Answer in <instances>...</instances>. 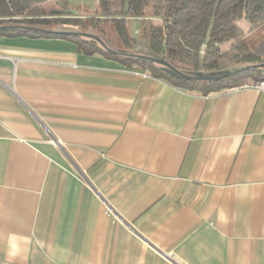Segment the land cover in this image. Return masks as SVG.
<instances>
[{"label":"crops","instance_id":"1","mask_svg":"<svg viewBox=\"0 0 264 264\" xmlns=\"http://www.w3.org/2000/svg\"><path fill=\"white\" fill-rule=\"evenodd\" d=\"M142 73L0 38V264H264V92Z\"/></svg>","mask_w":264,"mask_h":264},{"label":"trees","instance_id":"2","mask_svg":"<svg viewBox=\"0 0 264 264\" xmlns=\"http://www.w3.org/2000/svg\"><path fill=\"white\" fill-rule=\"evenodd\" d=\"M53 0H0V38L30 36L71 39L86 55L99 53L108 60L149 73L154 79L174 87L204 95L236 89L246 83L264 82V67L248 70L221 82H186L174 80L154 65L111 55L78 38L41 35L20 27L49 29L54 26L86 27L117 37L130 49L138 39L174 68L182 71H218L233 65L264 64V41L251 49L245 32L237 24L245 20L252 27L264 24V0H98L100 10L90 17L53 13L43 6ZM59 7L65 4L56 0ZM130 19L137 21V38L128 31ZM103 25V27H100ZM228 44V47H222Z\"/></svg>","mask_w":264,"mask_h":264},{"label":"water","instance_id":"3","mask_svg":"<svg viewBox=\"0 0 264 264\" xmlns=\"http://www.w3.org/2000/svg\"><path fill=\"white\" fill-rule=\"evenodd\" d=\"M61 10L53 12L54 14H72L76 15L77 12L71 10L64 5L60 4ZM64 28V29H63ZM66 28V29H65ZM22 30H26L28 32L34 34H41V35H60L69 38H78L81 40H85L90 42L91 44L98 47L100 50L107 52L114 56L130 58L136 61L145 62L151 65H154L158 69L162 70L167 76L174 80L186 81V82H208V83H215L221 82L224 79L230 78L234 75L240 74L249 68H262L264 64H253V65H244L238 67H231L224 70L218 71H196V72H189V71H182L174 68L170 65L167 61H165L160 56L153 53L147 43L142 40V42H135V44L126 50L115 49L112 47L111 43L108 39H106L103 35L101 37L97 35H93L90 33L83 32L82 30H75L76 28L63 25L58 26L57 28L53 29H43V28H31V27H20ZM71 29V30H69ZM140 44V45H139Z\"/></svg>","mask_w":264,"mask_h":264},{"label":"rangeland","instance_id":"4","mask_svg":"<svg viewBox=\"0 0 264 264\" xmlns=\"http://www.w3.org/2000/svg\"><path fill=\"white\" fill-rule=\"evenodd\" d=\"M65 4V7L74 10L77 12V14L79 16H82V18L84 17H90L93 15L95 10H100V6H99V1L98 0H60ZM105 1H109V2H113L115 0H105ZM51 3H53V6H56V0H53ZM57 7V6H56ZM55 7V8H56ZM53 8V7H52ZM62 8L61 7H57L55 10H53V12L55 11H60ZM47 11H51V7H46ZM67 14V13H66ZM237 24L242 28V30L245 32V39L247 41V43L249 44L251 49H254L256 47V45L259 42L264 41V24L256 26V27H252L247 21L245 20H241L238 21ZM137 21L136 19H132L129 20L127 23V28L129 31V34L134 37L137 38ZM58 26H52L49 29H53V28H57ZM73 27V26H71ZM100 27H103V25H101ZM75 30H82L83 32L86 33H90L93 35H97L99 37H101V32L97 31V30H93L91 28H84V29H79L77 27ZM64 29V28H63ZM66 29V28H65ZM71 30V29H69ZM106 32L108 35H103L106 39L109 40V42L111 43L112 47L115 49H121V50H126L125 48H123L121 46V43L119 42V40L117 39V37L112 33V31L108 28H106ZM136 42H142V39H138ZM135 44V43H134ZM140 45V44H139ZM228 47V44H225L222 49H225ZM238 66H244V65H233L227 68H231V67H238ZM224 68V69H227ZM221 69V70H224ZM204 72H209V71H204ZM250 83H246L244 85H247Z\"/></svg>","mask_w":264,"mask_h":264},{"label":"built area","instance_id":"5","mask_svg":"<svg viewBox=\"0 0 264 264\" xmlns=\"http://www.w3.org/2000/svg\"><path fill=\"white\" fill-rule=\"evenodd\" d=\"M141 76L143 78H146V77H149L150 75L148 73L147 74L142 73ZM239 88L240 89H253V90L264 92V82L263 81H261V82H253V83H250V84H247V85H243V86H241Z\"/></svg>","mask_w":264,"mask_h":264},{"label":"clouds","instance_id":"6","mask_svg":"<svg viewBox=\"0 0 264 264\" xmlns=\"http://www.w3.org/2000/svg\"><path fill=\"white\" fill-rule=\"evenodd\" d=\"M141 264H142V262H141Z\"/></svg>","mask_w":264,"mask_h":264}]
</instances>
